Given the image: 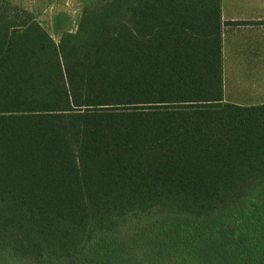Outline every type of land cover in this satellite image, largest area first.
<instances>
[{"label":"trees","instance_id":"trees-1","mask_svg":"<svg viewBox=\"0 0 264 264\" xmlns=\"http://www.w3.org/2000/svg\"><path fill=\"white\" fill-rule=\"evenodd\" d=\"M221 0H90L56 41L0 0V264H264V103L226 101Z\"/></svg>","mask_w":264,"mask_h":264},{"label":"crops","instance_id":"crops-1","mask_svg":"<svg viewBox=\"0 0 264 264\" xmlns=\"http://www.w3.org/2000/svg\"><path fill=\"white\" fill-rule=\"evenodd\" d=\"M221 8L224 97L226 101L244 105L264 103V0H221ZM228 80L241 89L246 84L252 92L262 95L261 100H228L225 93Z\"/></svg>","mask_w":264,"mask_h":264},{"label":"rangeland","instance_id":"rangeland-1","mask_svg":"<svg viewBox=\"0 0 264 264\" xmlns=\"http://www.w3.org/2000/svg\"><path fill=\"white\" fill-rule=\"evenodd\" d=\"M12 3L27 9L34 17L52 34L56 41L66 30H75L83 10L90 0H9ZM230 77V76H229ZM227 81L225 87L226 98L235 102L248 101L258 102L262 98L261 94H256L243 85L237 86ZM245 96L248 99H245ZM225 98V97H224ZM227 100V99H225ZM183 248L174 249L165 259V264H191L188 253H183Z\"/></svg>","mask_w":264,"mask_h":264}]
</instances>
